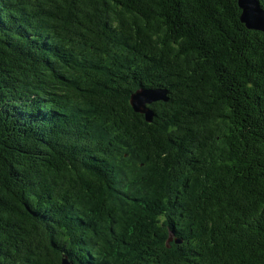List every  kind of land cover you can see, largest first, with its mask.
I'll use <instances>...</instances> for the list:
<instances>
[{
	"label": "trees",
	"instance_id": "1",
	"mask_svg": "<svg viewBox=\"0 0 264 264\" xmlns=\"http://www.w3.org/2000/svg\"><path fill=\"white\" fill-rule=\"evenodd\" d=\"M139 89L166 92L151 121ZM103 203L143 220L110 237ZM65 260L264 264V33L238 0H0V264Z\"/></svg>",
	"mask_w": 264,
	"mask_h": 264
},
{
	"label": "rangeland",
	"instance_id": "2",
	"mask_svg": "<svg viewBox=\"0 0 264 264\" xmlns=\"http://www.w3.org/2000/svg\"><path fill=\"white\" fill-rule=\"evenodd\" d=\"M125 169L129 172L132 173V161H127L125 162ZM156 176L155 172H145L144 176V181L143 182H148L150 187H153L155 192H149L153 198L162 200L164 197L169 196L170 197V192H169V187L166 182H161L158 183L154 177ZM145 189V188H144ZM173 190V189H172ZM102 205H104V208H102ZM103 213V220L105 221L106 225V232L109 233L112 231L113 236H115L116 239L122 240L120 237L121 234H125L128 232H131L134 230V228H137V226L134 224L137 219L143 220V218L139 216H132L129 214V212H124V211H115L114 207L112 205H109L108 203H103L100 205ZM120 222L121 224H117ZM138 222V221H137ZM112 239V238H111ZM113 243L114 241L112 239ZM172 243V240L171 242Z\"/></svg>",
	"mask_w": 264,
	"mask_h": 264
},
{
	"label": "water",
	"instance_id": "3",
	"mask_svg": "<svg viewBox=\"0 0 264 264\" xmlns=\"http://www.w3.org/2000/svg\"><path fill=\"white\" fill-rule=\"evenodd\" d=\"M238 7L241 10V21L248 29L257 30L264 33V9L258 0H238ZM163 91H156L147 94L145 97L137 98L133 101L134 110L143 113L148 121H151V112L146 108V104L165 99Z\"/></svg>",
	"mask_w": 264,
	"mask_h": 264
}]
</instances>
